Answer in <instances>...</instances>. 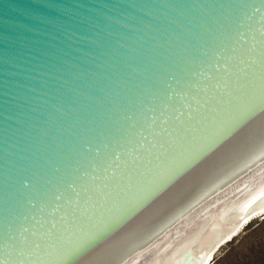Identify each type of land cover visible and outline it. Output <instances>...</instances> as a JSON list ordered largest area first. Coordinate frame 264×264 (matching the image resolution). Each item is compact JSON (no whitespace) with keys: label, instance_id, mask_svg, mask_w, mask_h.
I'll use <instances>...</instances> for the list:
<instances>
[{"label":"water","instance_id":"obj_1","mask_svg":"<svg viewBox=\"0 0 264 264\" xmlns=\"http://www.w3.org/2000/svg\"><path fill=\"white\" fill-rule=\"evenodd\" d=\"M262 54L264 0H0V264H181L249 210Z\"/></svg>","mask_w":264,"mask_h":264},{"label":"rangeland","instance_id":"obj_2","mask_svg":"<svg viewBox=\"0 0 264 264\" xmlns=\"http://www.w3.org/2000/svg\"><path fill=\"white\" fill-rule=\"evenodd\" d=\"M212 264H264V216L253 219L222 246Z\"/></svg>","mask_w":264,"mask_h":264},{"label":"bare ground","instance_id":"obj_3","mask_svg":"<svg viewBox=\"0 0 264 264\" xmlns=\"http://www.w3.org/2000/svg\"><path fill=\"white\" fill-rule=\"evenodd\" d=\"M264 216V189L252 207L211 233L181 264H212L222 246L238 236L253 219Z\"/></svg>","mask_w":264,"mask_h":264},{"label":"snow or ice","instance_id":"obj_4","mask_svg":"<svg viewBox=\"0 0 264 264\" xmlns=\"http://www.w3.org/2000/svg\"><path fill=\"white\" fill-rule=\"evenodd\" d=\"M262 56H264V54H262ZM261 65H262V68H264V59L261 60ZM71 187V185H70ZM60 197H57V199H59Z\"/></svg>","mask_w":264,"mask_h":264}]
</instances>
